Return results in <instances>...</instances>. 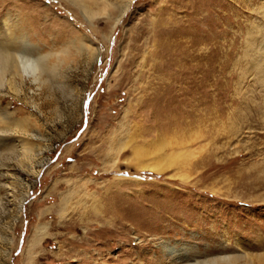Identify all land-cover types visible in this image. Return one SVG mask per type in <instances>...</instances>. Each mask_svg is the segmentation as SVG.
I'll return each mask as SVG.
<instances>
[{
	"label": "rangeland",
	"instance_id": "374dc122",
	"mask_svg": "<svg viewBox=\"0 0 264 264\" xmlns=\"http://www.w3.org/2000/svg\"><path fill=\"white\" fill-rule=\"evenodd\" d=\"M1 36L0 264H264V0H0Z\"/></svg>",
	"mask_w": 264,
	"mask_h": 264
},
{
	"label": "bare ground",
	"instance_id": "6f19581e",
	"mask_svg": "<svg viewBox=\"0 0 264 264\" xmlns=\"http://www.w3.org/2000/svg\"><path fill=\"white\" fill-rule=\"evenodd\" d=\"M8 39H10V38H8ZM17 43L18 42L15 39L14 40H7L6 37L4 38V36L0 37V86L2 84H4L3 83L4 82V77H3L4 75L3 74L6 70L12 71L13 74H15V75L18 74V63L16 62L18 58H15L16 55L14 54V52L17 50V47H16ZM4 121H5V118L3 117V115L0 114V126L4 124ZM2 130H3V128L1 126L0 127V140L2 139L1 138ZM155 162H157V161H155ZM160 167H159V165L158 166L156 165L153 167V170L160 171L161 170Z\"/></svg>",
	"mask_w": 264,
	"mask_h": 264
}]
</instances>
